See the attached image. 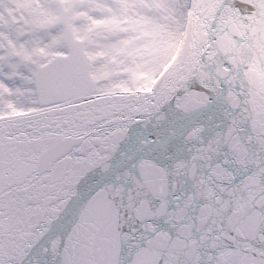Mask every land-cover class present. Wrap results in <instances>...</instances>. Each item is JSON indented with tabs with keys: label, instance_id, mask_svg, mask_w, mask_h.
<instances>
[{
	"label": "snow or ice",
	"instance_id": "6c2138e0",
	"mask_svg": "<svg viewBox=\"0 0 264 264\" xmlns=\"http://www.w3.org/2000/svg\"><path fill=\"white\" fill-rule=\"evenodd\" d=\"M0 264H264V0H0Z\"/></svg>",
	"mask_w": 264,
	"mask_h": 264
}]
</instances>
